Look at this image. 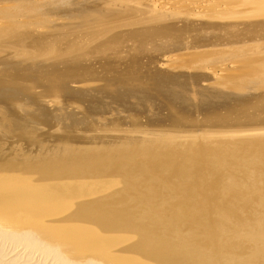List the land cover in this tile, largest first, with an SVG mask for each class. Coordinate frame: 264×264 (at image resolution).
<instances>
[{
	"label": "bare ground",
	"instance_id": "bare-ground-1",
	"mask_svg": "<svg viewBox=\"0 0 264 264\" xmlns=\"http://www.w3.org/2000/svg\"><path fill=\"white\" fill-rule=\"evenodd\" d=\"M14 1H16V0H14ZM54 1L55 0H53V2ZM102 1H104V0H102ZM239 1H241V0H234V2L238 3V5H239V3H241L244 0H242L241 2H239ZM247 1L248 2L250 1L249 3H251V2L252 3H256V2L258 3L259 2V0H247ZM1 2H0V4H1ZM43 2H42V4H44ZM55 2H57V0ZM12 3L13 2H11V5H10L11 7H9L8 4H7L8 7L5 6L8 9H6L3 6L6 12L9 9H13L12 7H14V6H12V5H14V4H12ZM16 3H17V1L15 2V4ZM78 3H80V2H78ZM38 5L39 4H36L35 2H33V0H19V6L17 5L18 7L17 6H15V7H17L16 10L19 9L20 11H25V14H27L28 11L30 13L34 12V10H35L34 8ZM93 5H91V6H93ZM244 5H245V3H244ZM244 5H242V6H244ZM254 5H256V4H254ZM254 5H252V6L254 7ZM95 6L98 7L97 4ZM95 6H93V8L96 9ZM247 6H248V4H247ZM0 7H2V6L0 5ZM41 7L44 8L43 6H41ZM57 7H58V5H57ZM239 7H240V5H239ZM93 8H91L92 10H88L87 14H89V13H92L93 15L96 14L95 18L97 16L102 18L101 17L102 16L101 10L103 8L101 9L100 7H98L99 9H101L100 12H97V11H99L97 9H96L97 11L93 10ZM247 8H248V10L250 9L249 7H247ZM257 8L258 7H256L255 9H257ZM255 9L251 8V10H249V11H252ZM243 10H245V9H243ZM243 10H241V12ZM246 10H245V12H248V10L247 11ZM40 11H41V9H40ZM0 12H1V10H0ZM9 12H10V10H9ZM35 12H37L39 14L38 11L35 10ZM68 12H69V10H68ZM78 12H80V11H78ZM110 12H108V13H110ZM120 12H117V13L119 14ZM237 12H238V10H237ZM37 13H36V15H37ZM41 13H44V12H41ZM104 13H106L105 10H104ZM108 13H106V14H107V16L110 17V15H108ZM117 13H116V15H118ZM92 14H91V16H93ZM106 14H104V15H106ZM121 14H122V12H121ZM126 14H127V12H125V15ZM224 14H225V12H224ZM20 15H22V14H20ZM71 15H73V14H71ZM71 15H69L70 18H71ZM82 15H83V12H82ZM31 17H33V16L31 15ZM34 17H35V15H34ZM86 17L84 16V18H86ZM4 18H7V17H5V15H4ZM8 18H10V17H8ZM8 18H7V20H9ZM40 18H42V17H40ZM81 18H83V17H81ZM91 18H93V17H91ZM91 18H90V20H92ZM103 18H104V16H103ZM1 19H2V17H1ZM20 19H21V17H20ZM43 19H44V17H43ZM79 19H80V17H79ZM90 20L88 22L93 21V20L92 21H90ZM98 20H99V18H98ZM30 23H31V21H30ZM227 23H228V21H227ZM2 24H3V21H2ZM48 24H49V22H48ZM90 24H88V25H90ZM38 25H39V23H38ZM91 25L93 26V22ZM169 25H172V24L170 23ZM184 25L185 24H183L181 27H183ZM224 25H225V23H224ZM16 26H17V24H16ZM25 26H26V24H25ZM172 26H166V24H165V26H156V25L155 26L154 25L148 26L147 28H144V29H142L140 27L139 29H137L135 31L129 32V34H127V35H128V38H130L132 41L141 43V44H137L135 48L143 47L142 42H144V41L146 42L148 39H152V38L155 39L158 37H160V39H161L164 37L163 35H167V36L170 35L171 37H176L178 39H181L180 38L181 31H179L180 32L179 33L178 30H184L185 27H183L182 29H179L180 26L178 25L179 27L176 26L178 28L177 29L175 27L172 28ZM185 26L188 27L189 24H187ZM245 27H247V26H245ZM248 27H251V26H248ZM51 28H49V29H51ZM188 28L190 29L191 27H188ZM3 29L4 28H2V30ZM195 29H197V28H195ZM4 30L7 31L8 28L4 29ZM17 30L18 29H16L15 32H17ZM241 30H243V28ZM0 31H1V29H0ZM24 31H27V30H24ZM184 31L189 32L190 30L187 29ZM184 31H182L183 33H181V34H184ZM251 31H254V30L251 29ZM11 32L13 33V31H11ZM237 32H235V33H237ZM4 33L6 34V32H4ZM4 33H3V35H4ZM21 33L24 34L23 31H21ZM28 33H30V32L28 31ZM0 34L2 35V33H0ZM7 34H8V32H7ZM17 34H18V32H17ZM11 35H13V34H11ZM24 35H22V36L24 37ZM64 35L62 34L63 37H64ZM229 35H233V33L229 34ZM235 35H237V34H235ZM14 36H16V35H14ZM20 36L21 35H19V37ZM99 36H101V35H99ZM242 36H244V35H242ZM9 37H10V35H9ZM25 37H28V36H25ZM37 37H39V36H37ZM42 37H44V35ZM65 37H67V36H65ZM3 38L4 37L0 36V40ZM5 38H6V36H5ZM13 38H15V37H13ZM36 38H34V40H33V38H31V40H32L31 44L33 43L35 45V47H36L35 43L38 42V41H36ZM49 38H51V37H49ZM93 38H88V40L92 39V41H93ZM95 38H94V40H97ZM97 38H99V37H97ZM167 38L169 39V37H167ZM167 38L165 37V40ZM20 39H18V40H20ZM23 39H25V38H23ZM44 39H46V37ZM53 39H56V38H53ZM58 39H60V37ZM119 39H120L119 35H113L110 38H108L107 40L105 39L103 42L98 41V43H96L97 41L92 42L90 40L91 42H87V45L85 43L86 46H88V44H89L90 48H87L86 50H79V48H78V50H76V51L73 48L72 49L69 48L68 45H70L69 44L70 42H68V45L66 44L67 42L63 43V44H66L67 47L69 48V49H67L66 46H64L65 49H67V51L64 52L65 54L62 53V51H61L62 54H59V56L57 57L56 56L57 52L54 51L56 53V54H54V56H56L57 59H55V61L53 63L51 62L53 60H50L51 65H49V63H48V66H43L41 64L42 66H37L39 68L35 67V70H32L31 67H27V66L25 67L24 70H21L20 69V67L22 68L21 65L19 67V70L13 69V68L8 69L9 66L13 67L14 65H13V63H9L12 59L11 60L6 59V61L4 62L5 71H3L2 77H6V78L10 79L12 82L15 80L18 82L17 79L24 78L23 76H27V77H29V80L33 79V81H36L39 85L42 84L44 87H46V91L48 90L47 94L50 95V93L53 91H55V92L57 90L59 91L60 88L58 85L65 83V81H64L65 79L69 80L70 82H74V83L80 82L85 75H89L90 71H93L90 68H87V65L92 60L100 59L101 60V66H103V70H106L107 72L109 71L110 73H113L112 75H119V76H114V78L116 77L117 79H121V81H125L128 84L140 83L138 76L132 75L128 69H122L119 71H110V68L117 66V65H110L111 59H117V60L122 61L124 58V57L120 56V54L118 53L119 51L115 50L116 49L115 45L118 42H120ZM183 39H185V38H183ZM18 40H16V42ZM51 40L49 39V41H51ZM172 40L169 43H173L174 40L173 41ZM46 41H47V39H46ZM55 41H58V40L57 39L54 40V43H55ZM60 41L65 42L63 38ZM7 42L8 41H6V43ZM20 42H21V40H20ZM39 42H41V40ZM44 42L45 41H43V43ZM28 43H29V40H28ZM49 43H50L49 46H51V44H52V49H53V42L51 41ZM59 43L60 42L58 41V44ZM80 43H82V42H80ZM91 43L92 44L94 43L95 45L91 47V45H92ZM153 43H154V41H153ZM259 43H260V41H259ZM0 44H1V42H0ZM12 44L14 45V42ZM58 44H57V46L59 47ZM72 44L73 43H71V47H72ZM29 45H30V43H29ZM85 45L84 44L81 45L80 48H82L84 46L82 48V49H84ZM259 45L260 44H258V50H260ZM73 46L75 48V45H73ZM152 46H153V44H152ZM152 46H151V48H152ZM173 46H174L173 44H172V46L170 45V47H173ZM252 46H254V45L252 44ZM6 47L9 48V46H6ZM26 47H25V49H26ZM54 47H55V45H54ZM56 47H55V49H56ZM157 47H158V44H157ZM162 47H164V45ZM175 47H178V46H175ZM42 48L44 49V47H42ZM45 48L48 49V44H47V46H45ZM50 48L48 49L49 51H51ZM22 49L25 50L24 47H22ZM36 49H37V47H36ZM60 49H61V47H60ZM246 49L248 50V48H246ZM263 49H264V47H263ZM263 49H262V51H264ZM48 50L45 52L49 53ZM155 50H156V48H154V51ZM15 51L13 53L16 55H13V56H15L17 58L18 54L15 53ZM73 51H75V52H73ZM120 51H122V50H120ZM139 51H142V52H139V54H141L144 52V49H142V50L139 49ZM39 52H40V50H39ZM137 52H138V50H137ZM231 52L232 51H230V52L228 51V53H231ZM234 52H232V54ZM247 52H249V51H247ZM250 52H251V50H250ZM254 52L255 51H253V53ZM261 52L259 51V54ZM22 53H24V52H22ZM34 53L36 54V52H34ZM123 53H125V52H123ZM201 53L202 52H200L199 54H201ZM214 53L216 54V51ZM214 53L211 54L212 57L213 56L216 57L219 55V54L213 55ZM224 53H227V51ZM228 53H227V55H229ZM243 53H241L242 58L244 57L243 56L244 54H247V53H244V54ZM29 54H30V52H29ZM197 54H198V52H197ZM205 54L207 55V53H205ZM232 54H230V55H232ZM237 54L239 55V53H237ZM237 54H234V56ZM241 54H240V56H241ZM248 54H247V56H248ZM37 55H39L38 52H37ZM40 55H42V54L40 53ZM46 55H47V57H45ZM46 55L44 57L48 58L49 55L48 54H46ZM144 55H145V53H143V56ZM204 55L203 54L200 55L198 57V59H200V57L202 58V56H204ZM206 55H205V57H206ZM211 55L208 54V58H210ZM238 55H237V57H239ZM177 56H179V55H177ZM261 56L263 57V55H261ZM44 57H42V58H44ZM248 57L250 58V56H248ZM22 58H20V60H23ZM25 58H27V57H25ZM138 58H140V56ZM50 59H53V58H50ZM203 59L201 61H203ZM243 59L245 60V58H243ZM256 59H258V58H256ZM259 59H260V57H259ZM259 59L257 61H259ZM15 60H14V62L18 61L19 59H17L16 61ZM20 60H19V62H20ZM34 60L32 61V59H31L30 61L34 62ZM48 60L49 59H47V61ZM194 60H195V58H194ZM262 60H264V57ZM25 61H24V65H26L27 62H29V60H27V62L25 64ZM123 61H125V60H123ZM137 61H138V59H137ZM177 61H178V59H177ZM201 61L197 60V63H200ZM44 62H46V60H44ZM126 62H128V60H126ZM130 62H128V63L130 64ZM230 62H233V61H230ZM249 62L252 63L251 58H250ZM254 62H255V59H254ZM20 63H22V62H20ZM38 63L39 62L37 61V64ZM246 63L248 64V66H250L249 65L250 63H248V62H246ZM255 63H257V62H255ZM29 64H30V62H29ZM135 64L137 65V63H135ZM171 64H170V66H171ZM254 64L252 63L253 66H254ZM22 65H23V63H22ZM240 65H241V63H240ZM243 66H245V65L243 64ZM243 66L237 67L238 69L237 70L235 69L236 73H238L237 71L240 68L242 69ZM257 66H255V72H256L255 75L260 73L259 69L256 68ZM263 66L261 67V65H259V68H264ZM55 67H57V70H54ZM2 68H0V69H2ZM186 68H188V67H186ZM250 68L251 67H249L248 69H250ZM195 69H197V68H195ZM252 69L253 68H251V71H252ZM3 70H4V68H3ZM245 70H247V68ZM245 70H243L244 73H246ZM256 70L259 73H257ZM212 71H215V70H212ZM261 71H262V69H261ZM53 72L59 74L60 76L55 75ZM233 72H235V71H233ZM250 72L248 73V75H250L249 77H251ZM92 73H94V71ZM236 73H234V74H236ZM234 74L229 73V75H231V76L230 77L228 75L226 76L227 78L229 77V80L231 78V80H232V82L230 80L231 84L235 82V80L232 79L234 77ZM151 75H153V74L151 73ZM232 75H233V77H232ZM242 75L244 76V74H242ZM248 75H247V77H248ZM255 75L254 74L252 75L253 78H255L254 77ZM261 75H260V77H264V75L263 76H261ZM93 76H95V74ZM155 76H157V75H155ZM223 76H222V78H223ZM91 77H92V75H91ZM247 77H245V78H247ZM104 78L106 79L107 77H104ZM227 78H226V80H227ZM90 79L93 80L92 78H90ZM96 79H98V78H96ZM237 79H238V77H237ZM239 79H240V76H239ZM242 79L243 78H241L240 80L242 81ZM256 79L259 80L258 78H256ZM91 80H89V81H91ZM246 80L250 81L249 79H245L244 81H246ZM0 81H3V80H1V78H0ZM100 81H102V80H100ZM222 81L225 82L223 79H222ZM222 81H220V82H222ZM30 82H31V80H30ZM119 82H120V80H119ZM177 82H179V81H177ZM217 82H216V84H217ZM236 82H238V81H236ZM6 83H7V81H6ZM20 83H22V82H20ZM107 83H109V82H107ZM238 83H236V84H238ZM30 85H32V84H30ZM79 85H81V84L79 83ZM107 85H109V84H107ZM34 86H36V84ZM34 86H33V88H34ZM171 86H173V85H171ZM224 86L226 87V85H224ZM33 88H32V90H33ZM110 88H111V86H110ZM231 88H233V87H231ZM69 90H71V89H69ZM42 91H43V89H42ZM71 91H73V90H71ZM48 92H50V93H48ZM29 93H31V92H29ZM57 93H59V92H57ZM47 94H46V96H47ZM61 94H62V92H61ZM215 94H217V93H215ZM262 98H264V97H260V99H262ZM167 103H168V101H167ZM164 105H166V104H164ZM173 105H175V104H173ZM166 106H165V109L167 108ZM237 107H239V106H236L235 108H233L234 110H231L230 113L236 112ZM178 109H179V107H178ZM215 109H217V108H215ZM171 111H172V114H174L179 119L184 118L183 114L182 113L180 114V112H179L180 110L176 111L174 109H171ZM171 111L169 114H171ZM217 111L220 113V110H217ZM228 111H229V109H228ZM70 112H71V110H70ZM86 113H88V112H85L83 114H86ZM206 113H208V112L206 111ZM29 114H26V115L28 116ZM36 114H39V113H36ZM73 115H74V113H73ZM209 115H211L209 117H212V116L218 117L219 114H216L213 112V113H210ZM84 116L86 117V115H84ZM226 117L227 116H221V119H219V120L222 121V119H225ZM32 118H33V116H32ZM70 118H72V117L70 116ZM171 118L174 120V122H177L178 124H179V122H181V120H178V119L173 118V117H171ZM2 119H4V116ZM74 119H76V118H74ZM184 119H182V120H184ZM216 119H218V118H216ZM167 121H168V119H167ZM15 122L16 123H12L11 126L9 125V123H7V126L10 128L12 127V129H13L14 126L19 125V124H17V121H15ZM170 122L172 123V121H170ZM27 123H29V122H27ZM58 123L59 122L57 121V124ZM63 123H64V120H63ZM77 123L80 124L78 121H77ZM71 124H73V120H72ZM78 124H76V125H78ZM93 125L91 127H94ZM171 125L174 126V125H176V123L171 124ZM57 126L59 128L60 124ZM67 126H68V124H67ZM67 126L65 125V127H67ZM180 126H182V125H180ZM180 126H179V128H180ZM69 127L64 129L63 126H60L61 130H58L59 133L56 131L58 135H56V134L54 135V136H58L57 137V143L53 144L51 142L55 146V148L58 146V148L60 149L59 146H61L64 149L65 146H67L66 151L68 152V155L65 152H64L65 155H63L64 153L62 152V150L61 151L58 150L60 153L61 152L63 153L61 156H64V157L58 158L59 155L58 156L56 155L57 158L53 159L56 157L55 155H54L55 157H53V155H51L53 158H50V157H47L49 155V153H45L46 155L47 154L48 155L47 156L43 155V157L46 156L44 159L43 157H41V153H39L40 157L43 158V160L40 161V159L38 157V159H39L38 161H40L38 163H32L33 160L31 159V156H29L30 160H32L31 163H30V161L28 163H18V162H16L18 160H16L15 163H13L12 161H11V163H9L7 161L8 164H6L5 162L3 163L2 161L0 162V264H264V130L261 132H255V133H249V134L246 133L247 135H245L244 133H241V134H243V135H241L239 133L240 135L238 134L235 136H233L234 135V132H233V133H230L232 135H230V138H227L228 140H225L226 138L224 139V137H225L224 135H223L224 137H222L224 140H221L220 138H215L212 136L204 138L206 135L205 134L203 136V138H199V137L194 138L193 137V139L191 138V140H190V138H187L188 141L185 139L186 141L181 142V143L174 142L173 139H172L173 141H171L170 137H172V136L168 135V137L170 136L169 140L171 141V142H169L166 138L167 136L165 135V138H166L165 141H163V139L159 140L158 138H156V139L153 138V140H150V139H152V137H151V138H149L150 141L147 140L146 143L141 144L138 142V144H137V142H136V144H134V146L129 147L130 144H127V145H129L128 148L125 147L126 149H121V147H120V149H119V148H116L117 146H109V145H108V147L105 146L104 148H101V147L100 148H95V147L89 148L88 146H87L88 148H86V147L82 148L79 145L81 143L77 142V140L79 138L78 139L73 138L74 137L73 133H75V131L71 132V130L73 131L74 130L73 128H75V127H73V128H72V126H69ZM10 128H7V129H10ZM77 129H78V127H77ZM91 129H94V128H91ZM14 130H16V129H14ZM34 130H37V129H34ZM98 130H100V129H98ZM21 131H20V133H21ZM40 131H42V130H40ZM61 131H62V133H61ZM78 131H79V129H78ZM88 131H90V130L88 129ZM88 131H86L85 133H87ZM93 131L94 130H92V132ZM104 131L107 132L106 130H104ZM104 131L96 132L95 136L98 137L100 135L98 133L99 132L102 133ZM185 131H186V129H185ZM30 132H32L31 134H35L36 132H38V130L35 133H33V131H30ZM79 132H81V131H79ZM16 133H18V132H16ZM22 133H23V131H22ZM82 133L83 132H81V134ZM26 134H24V135H26ZM31 134H28V136L26 135L27 136L26 138L28 139L29 135L32 137ZM76 134H78V133H76ZM76 134H75V136H76ZM81 134L79 133V137ZM90 134L94 135V133H90ZM218 134H220V133H218ZM18 135H19V133H18ZM24 135H22V136H24ZM37 135L39 136V133ZM220 135L222 136V134H220ZM86 136H87V134H86ZM105 136H107V135H105ZM226 136L229 137V135H227V134H226ZM231 136H232V138H231ZM35 137H36V135H35ZM107 137H109V136H107ZM87 138L90 139L91 135L88 134V137H86V139ZM161 138H163V137H161ZM82 139H84V137ZM89 139H88V141H89ZM103 139H104V137H103ZM94 140H97V138ZM107 140H109V139H107ZM117 140H120V139H117ZM137 140H139V139L137 138ZM141 140H140V142H141ZM144 140L145 139H143V141ZM181 140H178V141H181ZM183 140H184V138H183ZM84 141L87 142V140H84ZM93 141H92V143H93ZM97 141L99 143V140H97ZM112 141H114V139ZM131 141H133V139L130 140L129 142H131ZM47 142L49 143L50 141H46V143ZM102 142L103 141H101L100 143L102 144ZM118 142H120V141H118ZM123 142H124V140H123ZM98 143L96 144V142H95V144L97 146L99 145ZM115 143H117V142H115ZM84 145H86V144H84ZM105 145H107V144H105ZM110 145H113V143H111ZM44 146H42L41 150L43 149ZM48 146H50V148H48L46 151H48V150L53 151L54 146H52L51 144H49ZM90 146H92V145H90ZM58 151L53 152V153L59 154ZM42 154H44V153H42ZM36 160H37V158H36ZM24 161H25V159H24Z\"/></svg>",
	"mask_w": 264,
	"mask_h": 264
},
{
	"label": "rangeland",
	"instance_id": "rangeland-1",
	"mask_svg": "<svg viewBox=\"0 0 264 264\" xmlns=\"http://www.w3.org/2000/svg\"><path fill=\"white\" fill-rule=\"evenodd\" d=\"M16 1H17L16 4L19 6V0H16ZM16 1H14V0H0V2H1L0 5L2 6V7H0L1 8L0 9L1 10V12H0V14H1L0 15V22H1L0 23V29L2 31V32L0 31V33H2V35L0 34V36L4 37L3 39L0 40V42H1V44H0V68H2V67L4 68V70H3V68L0 69L2 71V72L0 71V78H1V80L4 81V82L0 81V162L2 161L3 163L5 162L6 164H8V162L11 163V161H12L13 163H15V161L18 160V161H16L18 163H28L29 161L31 163L33 160L32 163H38V162L42 161L43 158L45 159V157L48 155V154L46 155L45 153H49V155L47 157H50V158H53L56 155L57 156L59 155L58 158L64 157V156H61L64 152L68 155V152L66 151L67 146H65L64 149H63V147L59 146L60 147V149H59L58 146L55 148V146L53 145V144L57 143V137L58 136H54V135L55 134L58 135L57 134V132L59 133L58 130H61L60 126H63L64 129L69 127V126H72V128L75 127V128H73L74 129L73 131L71 130V132L75 131V133H73L74 134L73 138L74 139L79 138L77 140V142L82 144L81 145L78 143L82 148L83 147H86V148H88V147L89 148H94V147L95 148H100V147L104 148L105 146L108 147V145H109V146H117L116 148H119V149H120V147H121V149L128 148L129 145H127V144H130L129 147L134 146V144H136V142H137V144H138V142L143 144V143H146L147 140L148 141L153 140V138L154 139L158 138L159 140L163 139V141H165L167 138V140L169 142L174 140V142L181 143V142H185L186 140L188 141L187 138H190V140H191V138L193 139V137L194 138L195 137L203 138V136L206 134L204 138L212 136L215 138H220L221 140H224L225 138H226L225 140H228L227 138H230V135H232L230 133H233V132H234L233 136H235V135H238L239 133L240 134L244 133L245 135H247L249 133L261 132L264 130V98L260 99V97H264V90H263L264 89V79H263L264 77H260L261 74H262L261 76L264 75V70H263L264 68H259V65H261V67L264 65L263 64L264 60H262L264 57V51H262V49L264 47V44H263L264 43V0H259L258 3L257 2L256 3H252V2L249 3L250 1L248 2L247 0H244V1L241 0L242 2L239 1V2H241V3H239L240 7H239L238 3L234 2V0H104V1H102V0H57L58 3L55 2L56 0L54 2H53V0H50V1L49 0H45V1L43 0L44 2L42 0H40V1L39 0H33V2H35L36 4H39L34 9L36 11H38L41 16L37 12H35V10H34V12H31V13L28 11L27 14H25V11H20L19 9L16 10V8L18 7L15 4ZM77 1L80 3H78ZM11 2H13L12 4H14V5H12V6H14V7H12L14 10L9 9L10 12L11 11L12 12L10 13L9 10L6 12L4 7L5 6L8 7V5H9V7H11L10 6ZM42 2L44 4H42ZM244 3H245V5H244ZM96 4L98 5V7H100L101 9L103 8V9L102 10L99 9L97 6H95ZM241 4L244 6H242ZM247 4H248V6H247ZM254 4H256V5H254ZM57 5H58V7H57ZM91 5L95 6L96 9L99 11H97ZM252 5H254V7ZM15 6H17V7H15ZM41 6H43L45 9L42 8ZM247 7L250 8L249 10H251V8L252 9L253 8L255 9L256 7H258V8L255 10L249 11ZM91 8H93V10H95L97 12H100V10H101L103 12V13L101 12L102 18L97 16L96 17L97 19H96L95 18L96 14L95 15H93L92 13L87 14L88 10H92ZM6 9H8V8H6ZM40 9H41V11H40ZM236 9L238 10V12ZM243 9H245V10L247 9L248 12H245V10H243ZM68 10H69V12H68ZM104 10L106 13L111 11L110 13H108V15H110L111 18L109 16H107L106 13H104ZM119 10L122 12V14ZM241 10H243V11L241 12ZM78 11H80V12H78ZM114 11L116 13L117 12H120V13L119 14L117 13L118 15H116V13ZM41 12H44V13H41ZM82 12H83V15L85 17L87 15L88 16L86 18H84V16L82 15ZM125 12H127L126 15H125ZM224 12H225V14H224ZM36 13H37V15H36ZM20 14H22V15H20ZM30 14L33 17H31ZM71 14H73L75 17ZM91 14L93 16H91ZM104 14H106V15H104ZM4 15L7 18L10 17V18H8L9 20H7V18H4ZM34 15H35V17H34ZM69 15H71V18ZM103 16H104V18H103ZM1 17H2V19H1ZM20 17H21V19H20ZM40 17H42V18H40ZM43 17H44V19H43ZM79 17H80V19H79ZM81 17H83V18H81ZM91 17H93V18H91ZM90 18L93 21L90 20ZM98 18H99V20H98ZM88 19L93 22V26L91 25L92 22H88L89 21ZM29 20L31 21V23ZM2 21H3V24H2ZM227 21H228V23H227ZM48 22H49V24H48ZM38 23H39V25H38ZM164 23L166 24V26H172L174 24L172 26V28H174V27L177 28L176 26H178V25L181 27L183 24H185V25L189 24L188 27H191V28L189 29L187 26L184 25L183 27H185V28L187 27L186 29L184 28V30L188 29V30H190L189 32L184 31V30H178V32L181 31V33H183L182 31H184L185 35L181 34L179 32L181 35L180 36L181 39H178L176 37H171L170 35H168V36L163 35L164 37L162 36L163 38H161V39H160V37H158L155 39L154 38L148 39L146 42L141 41L143 47H137L138 49L135 47L137 44H141V43L134 42L130 38H128L127 34H129V32L135 31V30L139 29L140 27L142 29H144V28H147L148 26H153V25L154 26L155 25L156 26H165ZM170 23L172 25H169ZM224 23H225V25H224ZM16 24H17V26H16ZM25 24H26V26H25ZM88 24H90V25H88ZM255 24L256 25L258 24V25L256 26ZM7 25L8 26L10 25V26L8 27ZM245 26H247V27H245ZM248 26H251L252 28L248 27ZM180 27H179V29L183 28V27H181V28ZM2 28H4V29L8 28V30L5 31L3 29L4 30L3 31ZM49 28H51V29H49ZM195 28H197V29H195ZM242 28H243V30H241ZM16 29L19 30V31L17 30V32L19 35H21L20 37L17 34V32H15ZM23 29L27 30V31H24ZM251 29L254 31H251ZM233 30L235 32H237V31L238 32L235 33ZM11 31H13V33ZM21 31H23V33L24 34L26 33L27 35L22 34ZM28 31L30 33H28ZM4 32H6V34L8 32V34L6 35ZM231 32L233 33V35H229V34H232ZM3 33H4V35H3ZM11 34H13V35H11ZM62 34L63 35L65 34L64 37L62 36ZM235 34H237V35H235ZM9 35H10V37H9ZM14 35H16L17 37ZM22 35H24V37ZM43 35H44V37H42ZM57 35L60 37V39H58L59 37ZM99 35H101V36H99ZM113 35H119V37L121 39V40L119 39L120 42H118L115 45L116 46L115 50L119 51L118 53L120 54V56L124 57L123 60H125V61H123V60L121 61V60H117V59H111L110 65H117V66L110 68V71H119L122 69H128L132 75L138 76L140 83L128 84L127 82L121 81V79H117L115 77L117 79L116 80L114 78V76H119V75H112L113 73H110L109 71L107 72L106 70H103V66H101V60L100 59L92 60L87 65V68H90L91 70H93L94 73H92L93 71H90L89 75H85L83 77V79L77 83L70 82L67 79H65V80L63 79L65 81V83L60 84L61 86L58 85L60 88L59 91L58 90L56 92L53 91V92H51L52 94L50 92H48V93H50V95L47 94L48 90L46 91V87H44L42 84L39 85L36 81H33V79H30L31 80V82H30L29 77H27V76H23L24 78L17 79L18 82L16 80L12 82L10 79H8L6 77H2L3 71H5L4 62L6 61V59L7 60L12 59L13 60V61L11 60L9 63H13L14 66L13 67L9 66L8 69L13 68V69L19 70V67L21 65L22 66V68L20 67L21 70H24L26 66L31 67L32 70H35V67H37V66H42V65L48 66V63H49V65H51L50 60H53V61H51L53 63L55 61V59H57L59 54L66 52L67 49H69V48H71V49L73 48L75 51L78 50V48H79V50H86L87 48H90L89 44H88L89 47L86 45H87V42H91L92 39L88 40V38H93V37L95 38L97 36L99 38L96 37L95 39H97V40H94V38H93V41H95V42L97 41L96 43H98V41L103 42L105 39L107 40L108 38H110ZM242 35H244V36H242ZM5 36H6V38H5ZM12 36L15 38H13ZM25 36H28V37H25ZM37 36H39V37H37ZM65 36H67V37H65ZM45 37H46L47 41H46V39H44ZM49 37H51V38H49ZM165 37L166 38L169 37V39L167 38L165 40ZM182 37L185 39H183ZM23 38H25V39H23ZM31 38H33V40H34V38H36V41H38L37 43H35L38 50L36 49V47L33 43L31 44V42H32ZM53 38H56L60 43L58 44V41H55V43H54V40H56V39H53ZM62 38L64 39L65 42L60 41V40H62ZM171 38L174 40L173 43H169L172 40ZM18 39H20L21 42ZM27 39L29 40L30 45H29ZM49 39L50 40L52 39L51 41L53 42V49L54 50L52 49V44H51V46H49L50 45L49 42H51V41H49ZM16 40H18V41L16 42ZM40 40H41V42H39ZM157 40L158 41L160 40V41L158 42ZM6 41H8V42L6 43ZM43 41H45V42L43 43ZM153 41L155 44L153 43ZM259 41H260V43H259ZM13 42H14V45L12 44ZM68 42H70L69 43L70 45H68ZM80 42H82V43H80ZM2 43L3 44L5 43V44L3 45ZM63 43H66L69 46V48L67 47L66 44H63ZM71 43H73L72 47H71ZM85 43H86V45H85ZM94 43L93 44L91 43L92 44L91 47L96 44V43L95 44ZM47 44H48V49L51 47L50 48L51 51H49L48 49L45 48V46H47ZM57 44L59 45V47L57 46ZM83 44L85 45L84 49H82L84 46L82 48H80L81 45H83ZM152 44H153V46H152ZM157 44H158V47H157ZM172 44L174 46L170 47V45L172 46ZM252 44L254 46H252ZM258 44H260L259 45L260 50H258ZM5 45L9 46V48H7ZM54 45H55V47L57 46L56 49H55ZM73 45H75L76 49L74 48ZM163 45H164V47H162ZM21 46L24 47V49L26 46L27 47L25 50H23ZM64 46H66L67 49H65ZM151 46H152V48H151ZM175 46H178V47H175ZM42 47H44V49ZM60 47H61V49H60ZM153 47L156 48L155 51H154ZM27 48L28 49L30 48L29 49L30 51ZM246 48H248V50ZM139 49H141V50L144 49V52H143V53H145L144 56H143V53L139 54V52H142V51H139ZM249 49L251 50V52ZM13 50L14 51L16 50L15 53L18 54L17 58L15 56H13V55H16L13 53L14 52ZM39 50H40V52H39ZM47 50L49 51V53L45 52ZM120 50H122V51H120ZM137 50H138V52H137ZM54 51L57 52V54ZM61 51H62V53H61ZM75 51H73V52H75ZM203 51L205 53H207V55ZM215 51H216V54L214 53ZM226 51H227V53H228V51L229 52L235 51V52L233 54H232V52L228 53L229 55H227V53H224ZM247 51H249V52H247ZM253 51H255L256 53L255 52L253 53ZM259 51L260 52L262 51L263 53L261 52L259 54ZM22 52H24V53H22ZM29 52L31 55L29 54ZM34 52H36V54ZM37 52L39 55H40V53L42 55H40V56L37 55ZM123 52H125V53H123ZM197 52H198V54H197ZM200 52H202V53L199 54ZM243 52L247 53V54L249 53L248 56H250L251 62L253 64L255 62H257L259 65L257 63H255L253 66L252 63L249 62L250 58L247 56V54H244ZM212 53H214L213 55H218V54L219 55L216 57L215 56L212 57V55H211ZM237 53H239V55ZM241 53L244 54L243 58H245V60L242 58ZM46 54L49 55L48 58H45V57H47ZM54 54H56L57 57L54 56ZM202 54L203 55L205 54L207 58H208V54L211 55V57L209 56L210 58L207 59L204 55V56H202V58L200 57V59H198V57ZM230 54H232V55H230ZM234 54H237L239 57H237V55L234 56ZM240 54H241V56H240ZM177 55H179V56H177ZM261 55H263V57ZM24 56L27 58H25ZM139 56H140V58H138ZM42 57H44V58H42ZM49 57L53 58V59H50ZM255 57L258 59L260 57L259 61H257L258 59H256ZM20 58H22L24 61L26 59L29 60L30 64L26 60L25 64H26V62H27V64L24 65V61L20 60ZM194 58H195V60H194ZM203 58L204 59L206 58L207 60L206 59L204 60ZM253 58L255 59V62H254ZM15 59L16 60L19 59L20 62L23 63V65H22V63L19 62V60L16 61ZM31 59H32V61L35 59L34 62L30 61ZM47 59H49L48 60L49 62L47 61ZM137 59H138V61H137ZM177 59H178V61H177ZM202 59H203V61H201ZM14 60L16 62H14ZM44 60H46V62H44ZM126 60H128V62H130L131 60L132 61L129 64L128 62H126ZM197 60H199L201 62L197 63ZM37 61L40 64L39 63L37 64ZM230 61H233V62H230ZM246 62L250 63L249 64L250 66H248V64ZM135 63H137V65ZM240 63H241V65H240ZM170 64H171V66H170ZM243 64L245 66H243ZM242 66H243V68H242L243 70H245L247 68V70H245L246 73H244V71L241 68L237 71L239 74L236 73V70L238 69L237 67H242ZM255 66H257L256 68H258L260 71V73H259L257 71L258 69L256 70L257 73H259L257 75H255L256 74ZM186 67H188V68H186ZM249 67L253 68L254 70L252 69V71H251V68L248 69ZM37 68H39V67H37ZM195 68H197V69H195ZM261 69L263 72L261 71ZM54 70H57V67H55ZM212 70H215V71H212ZM232 70L235 72H233ZM249 72L251 73L252 78L249 77L250 76V75H248ZM151 73L153 75H151ZM229 73L230 74L236 73V74H234L235 78L232 75V77H233L232 79L235 80V82L238 81L239 83L238 82H236V83H238L239 85L236 84L235 82L231 84L232 80L230 78V80H231V82H230L229 77L231 75H229ZM54 74L57 76H60L57 73H54ZM94 74H95V76H93ZM242 74H244V76ZM253 74L255 75L254 76L255 78H253V76H252ZM91 75H92V77H91ZM155 75H157V76H155ZM227 75L229 76L228 78L226 77ZM247 75L249 78L247 77ZM222 76H223V78H222ZM239 76H240V79L243 78L242 81L239 79ZM104 77H107V78L105 79ZM225 77L227 78V80ZM237 77H238V79H237ZM245 77H247V78H245ZM90 78H92L93 80H91ZM96 78H98V79H96ZM221 78L225 82H223ZM244 78L249 79L250 81H248V80L244 81L245 80ZM256 78H258L259 80H257ZM88 79L91 81H89ZM100 80H102V81H100ZM119 80H120V82H119ZM6 81L8 84L6 83ZM19 81L22 83H20ZM177 81H179V82H177ZM220 81H222V82H220ZM107 82H109V83H107ZM216 82H217V84H216ZM34 83L36 84V86H34L35 85ZM79 83L81 85H79ZM30 84H32V85H30ZM107 84H109V85H107ZM171 85H173V86H171ZM224 85H226V87ZM33 86H34V88H33ZM39 86L43 89V91ZM110 86H111V88H110ZM231 87H233L234 89ZM32 88H33V90H32ZM69 89H71L73 91H71ZM60 91L62 92V94ZM29 92H31V93H29ZM57 92H59L60 94ZM45 93L47 94V96ZM215 93H217V94H215ZM167 101H168V103H167ZM164 104H166L167 106ZM173 104H175V105H173ZM165 106L167 107L166 108L167 110L165 109ZM236 106H239L236 108V112L230 113V111L234 110L233 108H235ZM178 107H179V109H178ZM215 108H217V109H215ZM171 109H174L176 111L180 110L179 111L180 114L182 113L185 119L184 118L179 119L178 117H176L174 114H172ZM228 109H229V111H228ZM70 110H71V112H70ZM209 110L210 111L212 110V111L210 112ZM217 110H220V113ZM170 111H171V114H169ZM206 111L208 113H206ZM35 112L39 113V114H36ZM85 112H88V113L83 114ZM213 112L216 114H219L218 117H216V116L209 117V116H211L209 114L213 113ZM73 113H74V115H73ZM26 114H29V115L27 116ZM84 115H86V117ZM3 116H4V119H2ZM32 116H33V118H32ZM70 116L72 118H70ZM221 116H227V117L225 119H222V121H221V120H219V119H221ZM171 117L176 118L178 120H181V122H179V124L182 126H180L177 122H174V120ZM74 118H76V119H74ZM216 118H218V119H216ZM62 119L64 120L65 124L63 123ZM71 119L73 120V124L75 126L73 124H71L72 123ZM167 119H168V121L169 120L172 121V123L170 121L168 122ZM182 119H184L185 121ZM15 121H17V124H19V125L14 126L13 129H12V127L10 128L7 126V123H9V125L11 126L12 123H16ZM57 121L59 122L58 124H57ZM77 121L80 124H78ZM27 122H29L30 124ZM174 123H176V125H174V126L171 125ZM59 124H60V126L58 128L57 125H59ZM67 124H68V126H67ZM76 124H78V125H76ZM65 125L67 127H65ZM92 125L94 127H91ZM179 126H180V128H179ZM77 127H78L79 131L83 132L85 135L83 133H82L83 134L82 135L81 132L78 131ZM7 128H10V129H7ZM91 128H94V129H91ZM14 129H16V130H14ZM34 129H37L38 132H36L37 130H34ZM88 129L91 132L88 131ZM98 129H100V130H98ZM185 129H186V131H185ZM21 130L23 131L24 134L27 133L26 134L27 136H28V134L32 133L30 131H33V133H35V132L36 133L31 134L32 137L29 135V137L27 139L26 138L27 136L24 135ZM40 130H42V131H40ZM92 130H94V131L92 132ZM104 130H106L107 132H105ZM20 131H21V133H20ZM86 131H88L89 133L88 132L85 133ZM98 131H104V132H102V133L99 132L98 134H100V135L98 137H96L95 133ZM16 132H18L19 135ZM38 133H39L40 137L37 135ZM61 133H62V131H61ZM76 133H78V134H76ZM79 133L81 134L80 137H79ZM90 133H94V135L90 134ZM218 133L222 134V136ZM75 134H76V136H75ZM86 134H87V136H86ZM88 134L91 135V138L93 140L97 138V140H99V143L97 140H94V141L96 142V144L98 143L100 146L99 145L97 146L91 138L86 139V137H88ZM226 134L229 135V137H227ZM22 135H24L25 137ZM35 135H36V137H35ZM105 135L109 136L110 138L105 136ZM165 135L167 136L166 138H165ZM168 135L173 137L172 138L169 136L171 138V141L169 140ZM241 135H243V134H241ZM83 137H84V139H82ZM103 137H104V139H103ZM120 137L122 139L124 138L123 139L124 142ZM151 137H152V139L149 140V138H151ZM161 137H163V138H161ZM222 137H224V139ZM137 138L139 140H137ZM183 138H184V140H183ZM231 138H232V136H231ZM88 139H89V141H88ZM107 139H109L110 141ZM113 139H114V141H112ZM117 139H120V140H117ZM132 139H133V141L129 142ZM143 139H145V140L143 141ZM177 139L178 140L182 139V140L178 141ZM45 140L50 141V142L46 143ZM84 140H87V142H85ZM140 140H141V142H140ZM92 141H93V143H92ZM101 141H103L102 144L100 143ZM118 141H120V142H118ZM110 142L113 143V145H110L111 144ZM115 142H117V143H115ZM49 144L54 146L53 151L52 150L46 151L48 148H50V146H48ZM84 144H86V145H84ZM89 144L92 145L93 147L90 146ZM105 144H107V145H105ZM41 145L42 146L45 145L46 147L47 146L48 147L46 148L44 146L45 148L43 147L44 150L42 149L43 150L42 151ZM58 150L59 151L62 150L63 153L62 152L60 153ZM57 151L59 154L53 153V152H57ZM39 153H41V157H43V155H46V156L41 158ZM42 153H44V154H42ZM65 153L63 155H65ZM51 155H53V157ZM29 156H31L32 160H30ZM57 156L53 159H56ZM38 157H39L40 161H38L39 160ZM36 158H37V160H36ZM24 159H25V161H24Z\"/></svg>",
	"mask_w": 264,
	"mask_h": 264
}]
</instances>
